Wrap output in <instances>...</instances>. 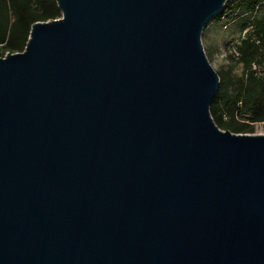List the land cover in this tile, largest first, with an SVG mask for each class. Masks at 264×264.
I'll return each instance as SVG.
<instances>
[{"label": "water", "instance_id": "obj_1", "mask_svg": "<svg viewBox=\"0 0 264 264\" xmlns=\"http://www.w3.org/2000/svg\"><path fill=\"white\" fill-rule=\"evenodd\" d=\"M0 57V264H264V135L210 118L229 0H55Z\"/></svg>", "mask_w": 264, "mask_h": 264}, {"label": "trees", "instance_id": "obj_2", "mask_svg": "<svg viewBox=\"0 0 264 264\" xmlns=\"http://www.w3.org/2000/svg\"><path fill=\"white\" fill-rule=\"evenodd\" d=\"M229 1L217 17L228 20L229 10L232 15L241 9L247 18L239 32L245 33L234 45L237 55L229 56L234 65L216 73L219 87L209 113L219 130L252 135L254 125H264V0H241L232 8ZM60 18L55 0H0V57L23 52L33 24ZM253 64L260 76L254 74ZM237 65L241 73L236 76L232 69Z\"/></svg>", "mask_w": 264, "mask_h": 264}, {"label": "rangeland", "instance_id": "obj_3", "mask_svg": "<svg viewBox=\"0 0 264 264\" xmlns=\"http://www.w3.org/2000/svg\"><path fill=\"white\" fill-rule=\"evenodd\" d=\"M241 0H231L227 6H238ZM227 14V13H226ZM247 18L242 13L241 9H237L231 15L229 10V19L213 18L210 20L201 33V45L208 62H210L213 70L217 72L226 71L230 66L234 65L229 56L232 47H234L236 40L242 33L239 32L240 26ZM234 75L241 73V66H234L232 69ZM254 133L252 135H264V125L256 124L253 127Z\"/></svg>", "mask_w": 264, "mask_h": 264}, {"label": "built area", "instance_id": "obj_4", "mask_svg": "<svg viewBox=\"0 0 264 264\" xmlns=\"http://www.w3.org/2000/svg\"><path fill=\"white\" fill-rule=\"evenodd\" d=\"M230 54H232V55H237V51H236V48L235 47H232V49H231V51H230ZM252 70H253V72H254V74L256 75V76H260L261 74V70H260V68L256 65V64H253L252 65Z\"/></svg>", "mask_w": 264, "mask_h": 264}]
</instances>
